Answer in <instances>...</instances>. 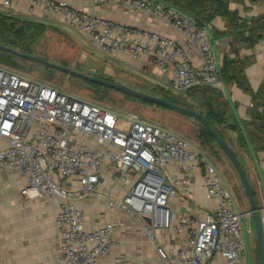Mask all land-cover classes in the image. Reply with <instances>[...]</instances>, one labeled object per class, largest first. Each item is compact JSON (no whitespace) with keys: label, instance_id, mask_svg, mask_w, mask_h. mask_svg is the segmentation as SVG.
Segmentation results:
<instances>
[{"label":"built area","instance_id":"obj_1","mask_svg":"<svg viewBox=\"0 0 264 264\" xmlns=\"http://www.w3.org/2000/svg\"><path fill=\"white\" fill-rule=\"evenodd\" d=\"M91 1L146 11L173 26L184 40L128 30L56 0H29V11L61 17L109 56L125 53L138 62L151 61L174 92L226 85L208 26L192 15L158 0ZM195 51L202 56L199 65L192 59ZM0 170L25 176L21 195L59 201L54 217L58 264H100L116 232L127 227L124 220L112 219L86 231L87 215L77 203L88 198L132 217L152 240L160 229L179 235V247L156 246L162 264H213L219 259L247 264L244 213L216 166L187 139L135 111L120 113L0 67ZM108 170L115 174L114 182L100 186ZM196 174L215 204L201 217L172 212L170 198L192 196Z\"/></svg>","mask_w":264,"mask_h":264},{"label":"crops","instance_id":"obj_2","mask_svg":"<svg viewBox=\"0 0 264 264\" xmlns=\"http://www.w3.org/2000/svg\"><path fill=\"white\" fill-rule=\"evenodd\" d=\"M56 1L73 6L89 14L112 19L125 26L128 30L136 29L157 32L173 39L184 40L183 35L170 24L146 11L131 7L125 3L108 2L95 5L91 0ZM3 2L4 0H0V12L6 15L44 22L51 29H58L55 26L58 23L71 26L61 17L47 15L41 9L31 13L29 11V0H12L8 6L4 5ZM228 9L230 13H236V19L232 18L231 14L225 16L217 15L207 24L212 38L215 60L221 68L223 66V57L227 54H230L231 57H236L237 55L244 60L246 79L255 95L246 93L235 82H227L224 87L218 90L221 96L215 101L213 100L218 109L224 113L223 117L227 119V122L216 124L215 127L236 151L254 190L256 201L260 207L264 208V148H259L250 141H248L246 146L242 147L238 139L239 132L226 127V124H237L247 136L249 134L252 137L251 131L259 126V122L253 117L254 112L257 111L264 116V32L254 45H249L242 39V36H247L248 32L241 27L243 23L251 25L250 21L252 19H264V0H228ZM71 27L77 31L73 26ZM77 36L83 38L84 47L80 46V48L83 52L84 62L90 61L95 64L87 74L118 79L122 83L132 86H140L141 84H131L126 82L125 79H139L141 83L145 82L143 85L148 87L155 84L165 87H168L167 84H169L170 86L167 78L160 73L159 69L151 61L138 62L125 53L115 56L103 53L105 59L97 60L92 56V52L86 48L89 46L93 47L89 39L79 35V33ZM192 59L195 65H199L202 61V56L195 51L192 53ZM182 94L188 96L187 93ZM197 95L201 97L198 106L202 104L204 99H213L207 91L189 94L188 97L191 98ZM179 96L182 98L180 93ZM150 110L154 111L153 113L161 119L166 118L167 126H170L171 118H179L184 124L187 122L186 124L189 127L193 124L188 119H185L186 116L179 115L183 117L180 118L178 115L170 114L166 111ZM142 118L148 122L157 123L156 121ZM191 137L196 143L193 145L189 142L195 149L206 156L210 155L212 159L213 157L217 159L218 152H221L218 145L215 143L202 145L195 140V138L197 139L196 131ZM212 163L215 165L214 160ZM114 179L115 174L108 170L102 176L100 186L113 184ZM26 185L27 179L22 174L13 170H0V264H58L59 255L57 253V239L54 231V217L60 208L59 201L55 198L32 199L21 195L20 191ZM228 185L230 187L226 186L229 189L231 188L233 199L234 196L237 198L239 206L236 205V207L249 216L248 223L246 225L243 224L246 259L248 260L247 237L256 234L258 248L257 226L252 215L248 213L250 201L247 193L245 196L242 193L238 196L236 192L234 193L231 185ZM191 190L192 196L187 197L179 194L170 198L169 208L172 212L179 215L192 214L194 217H201L206 210L215 204L214 200L207 197L202 187L200 174L195 175ZM77 204L86 212L87 222L84 225L86 231L96 229L112 219H122L127 224L126 228L116 232L115 242L108 255L100 261V264H162L158 258L156 246L161 245L169 248L179 247L180 245L179 235L166 233L165 230L161 229L155 231L154 240L150 239L146 233L139 237L134 234L137 233L136 229L138 227L135 220L124 213L112 210L104 201L88 198L79 200ZM261 215L264 218V209L261 211ZM145 222L147 223L148 221L144 220ZM167 234H171L169 239L165 238ZM213 264H225V262L219 259Z\"/></svg>","mask_w":264,"mask_h":264},{"label":"rangeland","instance_id":"obj_3","mask_svg":"<svg viewBox=\"0 0 264 264\" xmlns=\"http://www.w3.org/2000/svg\"><path fill=\"white\" fill-rule=\"evenodd\" d=\"M55 26L58 29L48 28L47 31L34 44L30 53H25L35 57V59H29L11 53H7L6 55L9 56L10 60L16 63V66H0L7 68L10 71H16L18 74L29 80L51 85L69 95L85 100H90L117 112L123 113L127 111H135L145 119L156 121L157 123H160L163 127L177 132L178 134L188 139V141H190L193 145H195L196 142L192 139L191 135L196 131L197 127H200V122L197 119L192 117H186V120L188 119L189 122L194 124H191L192 126L189 127L186 124L187 122H185L184 124L182 121L179 120V118H171L169 123L170 126H167L166 118L161 119L153 113L154 111H151L150 109L166 111L170 114L178 115V117L180 118L183 115L171 109H161L149 105H147L146 107L145 105L133 100L128 95L115 91L112 88L102 85H93L92 82L87 81L82 77L69 74L63 70L48 65L47 63L62 65L65 67H69L77 72H81L83 74H87V72H90L92 67L95 66V64L91 63L90 61H86V63L84 62L83 52L80 48V46L84 47V43L82 41L83 38L77 36L79 32L75 31L71 26L68 25L58 23ZM79 35L81 34L79 33ZM86 48L92 52V56H94L95 59H105L103 52L95 46H89ZM114 80L119 81L118 79ZM125 80L126 82L131 84L145 83H141L139 79ZM167 86L171 91H173L169 84H167ZM175 93L179 95V93ZM180 95H182V100H184L188 105L193 106L195 108L198 107V104L201 100L200 96L197 95L190 98L188 97L189 95L187 96L182 93H180ZM195 140L199 141L196 138ZM207 157L212 162L214 160L216 168H218L217 170H219L223 182L227 186H229L228 184H230L234 190V193L236 192L238 196H240V193L245 196L246 192L241 184L239 175L231 161L224 154V152L222 150L221 152H218L217 159L214 157L212 159L210 155H208ZM234 200L235 205L239 206L237 198L235 196ZM242 221L245 225L248 223L249 216L246 213L243 214ZM137 225V233L134 234H137L140 237V235H144L146 232L138 223ZM257 250H259V247L257 248L256 234H253L252 236L249 235L247 237L248 264H259Z\"/></svg>","mask_w":264,"mask_h":264},{"label":"trees","instance_id":"obj_4","mask_svg":"<svg viewBox=\"0 0 264 264\" xmlns=\"http://www.w3.org/2000/svg\"><path fill=\"white\" fill-rule=\"evenodd\" d=\"M158 1H161L168 5L175 6L185 11L186 13L192 15L196 19L199 25H207L217 15L225 16V15L231 14L232 18L236 19L237 17L236 13H230L228 9V0H158ZM250 24L251 25H248L247 23H243V25H241V27L243 29H246L248 32V35L247 36L243 35L242 39L246 41L249 45H254L263 35L264 19L263 18L262 19H252L250 21ZM49 27L50 26L44 22H37V21L28 20V19H23V18H19L16 16L6 15L0 12V45L13 48L22 53H30L34 44L47 31ZM233 51L236 52L235 50ZM6 54L7 52L0 51V65L15 67L16 63L10 60L9 56H7ZM0 67L4 68L2 66ZM4 69L8 70L7 68H4ZM222 78L225 83L235 82L246 93L253 94V91L250 88L247 82V79H246L245 62L244 60L239 58L237 55L236 57H231L230 54H227L226 66L224 69L222 68ZM105 79L115 81L118 83H122V82L116 81L111 78H105ZM92 84L96 86L99 85L96 83H92ZM122 84H125V83H122ZM125 85H128V84H125ZM142 85L143 84H141L140 86H132V85H128V86L136 90L146 92L148 94H152L158 97L165 98L175 104L187 106V107L197 110L209 120V123L213 127V129L222 138H224V136L215 127L216 124H223L227 122V119L223 117L224 113L221 112L218 109L217 105H215L213 102V100L215 101V99L221 96V93L218 91L217 88L213 86H205V87L194 88V89L189 90L187 92L188 95L194 94L196 92L207 91L210 93V96L213 97V99H208V100L204 99L202 104L195 108L193 106L188 105L184 100H182L183 98H181L175 92L171 91L168 87L162 86L160 84L150 85L151 87H148L147 85H143V86ZM122 94H125V93H122ZM254 95L255 94H253V96ZM129 97L145 105L146 107L147 105H149V106H153L156 108L167 109L159 104H154L146 100L137 99L132 96H129ZM92 103H95V102H92ZM253 117L255 120L259 122V126L258 127L256 126L257 128L251 131L252 137H250L248 134L249 139H248L247 134L241 130L239 125L232 123V124H226V127L228 129L236 130L239 132L238 139L242 147L246 146V144H248V141H250L257 147L264 148V116L259 114L256 111L254 112ZM154 124L162 126L159 123H154ZM196 137L202 145H206L210 143L211 144L215 143L216 145H218L215 138L209 134V132L204 128V126L201 123H200V127L196 130ZM257 254H258V261H259V250H257Z\"/></svg>","mask_w":264,"mask_h":264},{"label":"water","instance_id":"obj_5","mask_svg":"<svg viewBox=\"0 0 264 264\" xmlns=\"http://www.w3.org/2000/svg\"><path fill=\"white\" fill-rule=\"evenodd\" d=\"M0 51H4L7 53H11L20 57H25V58H29V59H35V57L29 55V54H25V53H21L18 50H15L13 48L4 46V45H0ZM227 63V55H225L223 57V66L222 68L224 69ZM48 65H50L51 67H55L58 68L60 70H63L69 74H73L79 77L84 78L87 81H90L92 83H96L102 86H106V87H110L112 89H115L119 92L125 93L129 96H132L134 98L137 99H141V100H146L149 101L151 103L154 104H159L162 105L163 107L167 108V109H171L174 110L186 117H192L197 119L203 126L204 128L209 132V134L215 138L216 142L218 143V145L220 146V148L222 149V151L225 153V155L229 158V160L233 163L236 171L238 172L239 178L241 180V183L249 197V201H250V209L248 211L249 214L252 215V217L255 220L256 226H257V235H258V247H259V254H260V259H259V264H264V218L261 215V211L264 209L262 207H260L256 201V197L254 194V190L249 182V179L247 177V174L244 170V168L242 167L241 161L239 159V157L237 156L236 151L230 146V144L224 139L222 138L214 129L213 127L210 125L209 120L202 115L200 112H198L197 110L187 107V106H183V105H179V104H175L165 98L162 97H158L156 95H152V94H148L146 92L143 91H139L136 90L128 85L122 84V83H118L115 81H111V80H107L105 78L102 77H98V76H93V75H89V74H83L81 72H77L69 67H65L62 65H56V64H52V63H47ZM146 220L149 222V219L146 218Z\"/></svg>","mask_w":264,"mask_h":264}]
</instances>
